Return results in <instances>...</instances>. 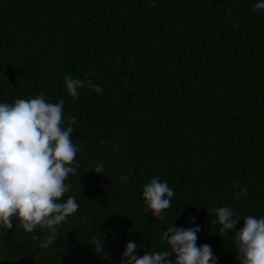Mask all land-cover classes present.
<instances>
[{"label":"trees","instance_id":"1","mask_svg":"<svg viewBox=\"0 0 264 264\" xmlns=\"http://www.w3.org/2000/svg\"><path fill=\"white\" fill-rule=\"evenodd\" d=\"M255 3L0 0V103L63 101L78 146L60 202L74 196L79 209L56 239L44 246L48 229L27 232L15 218L2 226L33 248L30 264H120L128 241L143 245L138 256L164 251L162 233L193 226L192 216L197 245L238 264L233 233L220 232L212 209L264 216V10ZM66 76L82 82L76 97ZM153 177L175 192L159 219L142 197ZM25 255L0 242V264Z\"/></svg>","mask_w":264,"mask_h":264},{"label":"clouds","instance_id":"2","mask_svg":"<svg viewBox=\"0 0 264 264\" xmlns=\"http://www.w3.org/2000/svg\"><path fill=\"white\" fill-rule=\"evenodd\" d=\"M258 10H264V0H256L253 11ZM64 83L69 95L76 97L82 82L66 76ZM94 90L100 92L102 88L96 85ZM72 132L70 123L65 126L63 101L51 103L40 94L29 100L16 99L12 104L0 103V226L11 228L15 218L27 232L37 227L48 229L47 246L56 239V226L77 212L79 204L74 196L60 202L71 187L66 178L76 171L71 165L78 146L72 143ZM93 170L104 172L102 165ZM120 179L126 181L127 177ZM174 195L167 181L151 178L142 190L145 211L161 218ZM212 212L220 232L233 233L238 264H264V216L240 217L227 206ZM241 218L243 224L237 228ZM196 219L189 217L193 226L172 225L162 233L170 251H146L138 256L136 251L143 245L128 241L120 264H218L211 245L196 243L201 231L194 223ZM92 245L95 253L107 258L103 243L94 241Z\"/></svg>","mask_w":264,"mask_h":264},{"label":"water","instance_id":"3","mask_svg":"<svg viewBox=\"0 0 264 264\" xmlns=\"http://www.w3.org/2000/svg\"><path fill=\"white\" fill-rule=\"evenodd\" d=\"M0 242H2L5 245H8V246H12V247L22 249L26 253V255L23 258L16 260L14 262H11L9 264H30L35 257V252H34L33 248L28 243H26L25 241H22V240H15V239L7 237L3 233L2 226H0Z\"/></svg>","mask_w":264,"mask_h":264}]
</instances>
